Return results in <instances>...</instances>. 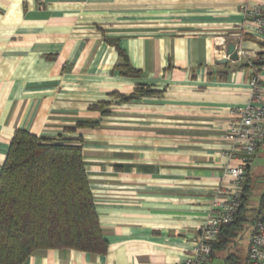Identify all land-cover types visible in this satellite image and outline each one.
Instances as JSON below:
<instances>
[{
    "label": "crops",
    "instance_id": "0c3cea01",
    "mask_svg": "<svg viewBox=\"0 0 264 264\" xmlns=\"http://www.w3.org/2000/svg\"><path fill=\"white\" fill-rule=\"evenodd\" d=\"M262 1L0 0V172L17 130L81 139L108 242L104 255L52 249L24 264H186L193 257L216 190L230 186L226 169L240 165L227 155L232 112L251 98L244 60L217 64L227 53L220 39L262 53L251 38H237L241 8ZM108 41L138 78L116 70L122 59ZM140 88L154 94L130 103L115 95ZM100 103L110 104L108 115L93 110ZM93 122L95 129H77ZM261 156L264 143L249 166L250 198ZM252 232L236 247L241 256Z\"/></svg>",
    "mask_w": 264,
    "mask_h": 264
},
{
    "label": "trees",
    "instance_id": "16d2710c",
    "mask_svg": "<svg viewBox=\"0 0 264 264\" xmlns=\"http://www.w3.org/2000/svg\"><path fill=\"white\" fill-rule=\"evenodd\" d=\"M108 42L122 59L116 70L124 77L138 78L141 73L130 66L118 44ZM253 63L263 66L264 53L258 54ZM241 68L248 69L249 65L242 64ZM153 94L140 88L129 97L115 95L121 103H130L138 96ZM109 105L100 103L93 110L106 116ZM97 127L96 122L79 123L77 129ZM248 170L232 221L221 227L211 243V261L224 253L221 264H252L249 246L245 257L236 248L248 228L253 226V235L256 223H264V194L257 209L250 207ZM52 249L94 255L108 251L85 170L83 141L43 140L17 130L0 172V264H24L34 253Z\"/></svg>",
    "mask_w": 264,
    "mask_h": 264
},
{
    "label": "built area",
    "instance_id": "2783aa9c",
    "mask_svg": "<svg viewBox=\"0 0 264 264\" xmlns=\"http://www.w3.org/2000/svg\"><path fill=\"white\" fill-rule=\"evenodd\" d=\"M244 23L237 38H251L259 46L264 45V1L254 6L245 5L241 8ZM242 43L236 45L240 60L249 65L250 78L248 88L251 93L250 101L246 106L232 112L231 122L226 139L230 144L227 154L230 159L238 158L240 165L227 168L225 177L230 179L229 187H219L213 200L211 211L204 225L200 229L197 247L193 257L186 264H209L211 261V243L214 242L221 227L232 221L233 215L239 206L247 168L254 155L264 143V64L256 67L253 61L257 54L250 55L242 48ZM219 47L226 50L227 40L220 39ZM261 47V46H260ZM264 53V46L261 47ZM249 259L252 264H264V223L257 222L251 237Z\"/></svg>",
    "mask_w": 264,
    "mask_h": 264
},
{
    "label": "rangeland",
    "instance_id": "374dc122",
    "mask_svg": "<svg viewBox=\"0 0 264 264\" xmlns=\"http://www.w3.org/2000/svg\"><path fill=\"white\" fill-rule=\"evenodd\" d=\"M258 168H260V172L255 174V180H254V183L252 185V187H253L252 188V195L250 198L251 202H259L260 196L263 193L262 186L264 184V156H261L260 158L257 159L254 170L258 171ZM243 238H242V240H243ZM242 246H243V244H242Z\"/></svg>",
    "mask_w": 264,
    "mask_h": 264
},
{
    "label": "water",
    "instance_id": "95a60500",
    "mask_svg": "<svg viewBox=\"0 0 264 264\" xmlns=\"http://www.w3.org/2000/svg\"><path fill=\"white\" fill-rule=\"evenodd\" d=\"M239 61H240V58L238 55L236 44L230 43L227 46L226 58L221 60V61H218L217 64L218 65H226L230 62H239Z\"/></svg>",
    "mask_w": 264,
    "mask_h": 264
}]
</instances>
